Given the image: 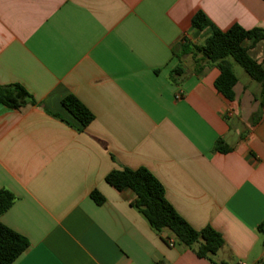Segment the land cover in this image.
<instances>
[{
	"label": "crops",
	"instance_id": "crops-1",
	"mask_svg": "<svg viewBox=\"0 0 264 264\" xmlns=\"http://www.w3.org/2000/svg\"><path fill=\"white\" fill-rule=\"evenodd\" d=\"M198 10L221 30L264 29L263 0H0V84L35 101L0 104V190L14 195L0 220L29 241L12 264H211L167 244L134 192L105 181L120 167H146L191 226L218 231L214 260L264 264L260 84L235 74L229 100L216 65L179 56L209 34L191 26ZM250 44L264 67V40ZM68 94L94 115L83 129ZM218 138L228 151L213 150Z\"/></svg>",
	"mask_w": 264,
	"mask_h": 264
},
{
	"label": "trees",
	"instance_id": "trees-1",
	"mask_svg": "<svg viewBox=\"0 0 264 264\" xmlns=\"http://www.w3.org/2000/svg\"><path fill=\"white\" fill-rule=\"evenodd\" d=\"M191 26L197 29L207 27L209 34L199 45L186 41L182 43L179 56L190 54L195 68L201 67L203 62L216 65L219 75L214 81V86L229 100L234 97L233 87L237 82L233 65L234 62L238 63L253 80L260 84L259 100L262 105L264 67L250 56L249 47L244 46L243 42L250 40L252 46L264 40V29L260 27L246 29L239 24H233L228 29L221 30L201 10L196 11L192 16ZM182 72V65L178 64L170 71L171 81L176 82ZM0 104L18 108L25 104H35V101L19 84H0ZM61 104L80 122L79 129L85 128L94 119L93 113L73 94L63 97ZM229 149L222 138H218L213 147V150L222 152ZM105 181L117 190L129 188L134 192L130 205L145 218L149 226L159 233L167 244L191 248L198 257L209 259L211 264H227L213 258L224 245L221 234L209 225L201 229L191 226L170 204L162 183L146 167L115 168L105 175ZM90 195L97 204L104 201V197L97 190L91 191ZM13 200L14 195L10 191L0 190V216L11 206ZM164 232L167 234L164 235ZM28 246L29 241L23 235L0 220V264H12Z\"/></svg>",
	"mask_w": 264,
	"mask_h": 264
},
{
	"label": "rangeland",
	"instance_id": "rangeland-1",
	"mask_svg": "<svg viewBox=\"0 0 264 264\" xmlns=\"http://www.w3.org/2000/svg\"><path fill=\"white\" fill-rule=\"evenodd\" d=\"M233 69H234L235 74L240 79L244 80V79H250L251 78L238 63L234 62ZM253 83H255V85H257V82L255 80H253ZM214 257H216V256L214 255Z\"/></svg>",
	"mask_w": 264,
	"mask_h": 264
},
{
	"label": "built area",
	"instance_id": "built-area-1",
	"mask_svg": "<svg viewBox=\"0 0 264 264\" xmlns=\"http://www.w3.org/2000/svg\"><path fill=\"white\" fill-rule=\"evenodd\" d=\"M172 244V243H171ZM170 244V245H171ZM238 264H247L245 261H240V262H238Z\"/></svg>",
	"mask_w": 264,
	"mask_h": 264
}]
</instances>
